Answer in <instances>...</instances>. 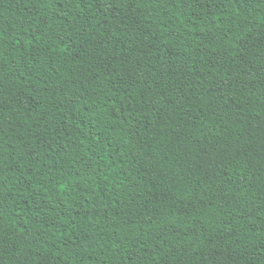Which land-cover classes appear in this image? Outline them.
<instances>
[{
    "label": "trees",
    "instance_id": "trees-1",
    "mask_svg": "<svg viewBox=\"0 0 264 264\" xmlns=\"http://www.w3.org/2000/svg\"><path fill=\"white\" fill-rule=\"evenodd\" d=\"M0 264H264V0H0Z\"/></svg>",
    "mask_w": 264,
    "mask_h": 264
}]
</instances>
